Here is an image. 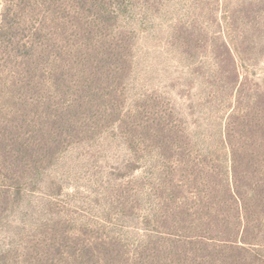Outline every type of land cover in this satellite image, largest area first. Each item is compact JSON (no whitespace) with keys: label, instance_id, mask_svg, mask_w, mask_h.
<instances>
[{"label":"rangeland","instance_id":"374dc122","mask_svg":"<svg viewBox=\"0 0 264 264\" xmlns=\"http://www.w3.org/2000/svg\"><path fill=\"white\" fill-rule=\"evenodd\" d=\"M263 110L264 0H0V264H175Z\"/></svg>","mask_w":264,"mask_h":264},{"label":"trees","instance_id":"16d2710c","mask_svg":"<svg viewBox=\"0 0 264 264\" xmlns=\"http://www.w3.org/2000/svg\"><path fill=\"white\" fill-rule=\"evenodd\" d=\"M234 115L228 122L226 142L233 159L235 183L227 179L221 189L222 201L227 206L219 212L215 204L216 214L206 204L193 213L189 209L183 212L187 218L198 215L193 222L185 220L196 232L177 243V250L176 246L171 250L174 253H167L174 254L170 260L175 264H264V189L258 186L260 182L255 187L244 184L246 177L239 172L242 166L250 172L259 165L253 161L258 154L264 156V123L257 130V126L248 124L247 115ZM239 129L241 134L237 137ZM244 133L254 135L251 142L247 138L246 143L240 142Z\"/></svg>","mask_w":264,"mask_h":264}]
</instances>
